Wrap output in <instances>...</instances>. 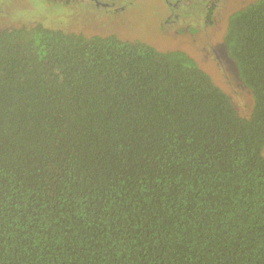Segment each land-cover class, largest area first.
I'll return each mask as SVG.
<instances>
[{"label":"trees","instance_id":"1","mask_svg":"<svg viewBox=\"0 0 264 264\" xmlns=\"http://www.w3.org/2000/svg\"><path fill=\"white\" fill-rule=\"evenodd\" d=\"M222 41L247 115L179 50L0 33V264H264V0Z\"/></svg>","mask_w":264,"mask_h":264},{"label":"rangeland","instance_id":"2","mask_svg":"<svg viewBox=\"0 0 264 264\" xmlns=\"http://www.w3.org/2000/svg\"><path fill=\"white\" fill-rule=\"evenodd\" d=\"M254 1L256 0H225L223 6L225 9H236L230 11L229 15L247 7ZM29 2L31 4L35 2L39 16L48 18L30 19L26 24L44 22L43 24L47 27L66 29L84 36H106L105 34H108L124 41H141L159 51H170L174 47L179 46L181 48L183 46L179 50L194 59L197 65L212 78L214 83L229 96L239 114L247 115L250 111L252 105L251 95L235 76L233 64V67L229 64L225 66V69L217 65H211L203 60L202 49L201 51L195 50L197 46L193 44L188 45L189 47L186 48L181 41L173 37L176 36L171 32L174 31L173 29L170 31L171 35L165 33L168 29L163 20L168 6L175 3V0H117V3L114 0L117 8L109 13H105L106 11L103 8L97 10L84 0L74 4L60 5L61 8L52 0H0L1 11L4 8L3 16H0L3 17L0 18V28L12 25H15V27L22 26L14 15L18 12L22 13L24 6ZM226 20L224 19L225 22Z\"/></svg>","mask_w":264,"mask_h":264},{"label":"flooded vegetation","instance_id":"3","mask_svg":"<svg viewBox=\"0 0 264 264\" xmlns=\"http://www.w3.org/2000/svg\"><path fill=\"white\" fill-rule=\"evenodd\" d=\"M79 1L81 0H52V2L56 3L58 7H60V5H68L71 3L74 4ZM84 1L90 3L97 10H101V8H103V10H105L106 12H101L105 13L115 11L117 8V6H115L114 0ZM224 1L225 0H175V3L168 6L166 16L163 20V23L167 25L168 30L165 31L167 35H171V32H173L176 36H172L175 39L181 41L186 46V48H188V45L190 44L196 45L197 47L195 50H203V60H206L211 65H217L220 68L222 67L223 69H225V66L233 64L227 57L222 37L227 27L229 19L228 17L232 16L235 12L229 15L228 13L230 11L236 10L228 8L225 9L223 6ZM34 3L35 2L31 4V2H29V4L24 6V11L22 13L18 12L19 14L16 13L14 15L15 18L19 22H21V25H26V22H29L30 19L36 20L37 18L39 19L40 17H45L38 15L37 8ZM3 10L4 8L2 9V11L0 9V16H3ZM224 19H227L226 22L224 21ZM54 23L55 21L53 22V24ZM12 28H15V25L0 28V33ZM171 29H173L174 31H171ZM182 47L183 46H181V48ZM181 48L177 46L172 50H179ZM193 53L196 54L195 52ZM233 72L235 76H237L235 68H233Z\"/></svg>","mask_w":264,"mask_h":264}]
</instances>
